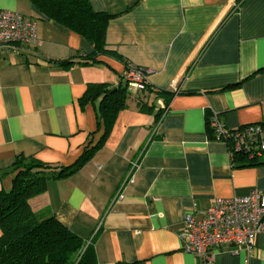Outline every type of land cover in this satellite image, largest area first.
Returning <instances> with one entry per match:
<instances>
[{"label":"crops","instance_id":"1","mask_svg":"<svg viewBox=\"0 0 264 264\" xmlns=\"http://www.w3.org/2000/svg\"><path fill=\"white\" fill-rule=\"evenodd\" d=\"M89 2L114 15L105 36L114 56L64 69L52 63L82 62L92 45L29 0H0V9L41 20L35 55L0 56V190L11 188L4 173L17 155L69 166L96 146L104 130L97 102H78L87 85L117 86L128 64L145 69L148 83L171 96L128 89L103 145L29 205L38 220L55 217L93 238L88 264H200L181 250L186 215L264 189V159L235 162L207 131L213 114L229 129L264 126V0ZM211 264H264V234L249 251L217 250Z\"/></svg>","mask_w":264,"mask_h":264},{"label":"trees","instance_id":"2","mask_svg":"<svg viewBox=\"0 0 264 264\" xmlns=\"http://www.w3.org/2000/svg\"><path fill=\"white\" fill-rule=\"evenodd\" d=\"M34 8L46 17L84 39L93 47L84 61L73 59L53 62L58 68L75 64L92 65L99 56H114L106 50V29L114 18L92 9L89 0H29ZM127 85L121 81L117 86L106 83L88 84L79 105L96 103L98 126L102 124L103 135L93 148L86 150L69 166H52L32 157L17 155L4 173L12 175L9 191L0 190V264H88V254L93 238L87 243L60 223L55 217L38 220L32 212L29 200L43 194L52 180L67 179L76 174L104 143L120 111L127 108L129 97ZM171 96V93L158 94ZM141 112H150L152 107L139 105ZM207 131L212 134L208 127ZM235 162H249L242 155H235Z\"/></svg>","mask_w":264,"mask_h":264},{"label":"built area","instance_id":"3","mask_svg":"<svg viewBox=\"0 0 264 264\" xmlns=\"http://www.w3.org/2000/svg\"><path fill=\"white\" fill-rule=\"evenodd\" d=\"M36 21L32 16L0 9V56L28 57L40 47ZM149 71L126 65L122 76L127 88L135 93L157 95L148 83ZM165 115L167 107L162 106ZM208 127L216 139L228 145L231 159L242 155L251 163L264 159V126L248 124L229 129L213 114ZM264 234V189L243 196L216 199L201 217L188 214L179 234L182 252L196 257L200 264H211L215 252L230 247L233 254L249 251L256 238Z\"/></svg>","mask_w":264,"mask_h":264},{"label":"rangeland","instance_id":"4","mask_svg":"<svg viewBox=\"0 0 264 264\" xmlns=\"http://www.w3.org/2000/svg\"><path fill=\"white\" fill-rule=\"evenodd\" d=\"M33 18H35L36 26H37V25L39 26V23L41 22V20H40L39 18H37V17H33Z\"/></svg>","mask_w":264,"mask_h":264}]
</instances>
